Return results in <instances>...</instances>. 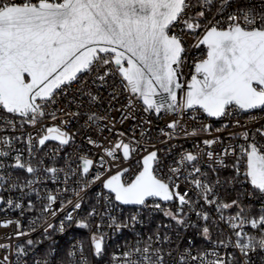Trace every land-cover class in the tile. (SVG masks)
Instances as JSON below:
<instances>
[{
  "label": "snow or ice",
  "instance_id": "snow-or-ice-1",
  "mask_svg": "<svg viewBox=\"0 0 264 264\" xmlns=\"http://www.w3.org/2000/svg\"><path fill=\"white\" fill-rule=\"evenodd\" d=\"M0 264H264V0H0Z\"/></svg>",
  "mask_w": 264,
  "mask_h": 264
},
{
  "label": "built area",
  "instance_id": "built-area-1",
  "mask_svg": "<svg viewBox=\"0 0 264 264\" xmlns=\"http://www.w3.org/2000/svg\"><path fill=\"white\" fill-rule=\"evenodd\" d=\"M0 231H2V230H0Z\"/></svg>",
  "mask_w": 264,
  "mask_h": 264
}]
</instances>
